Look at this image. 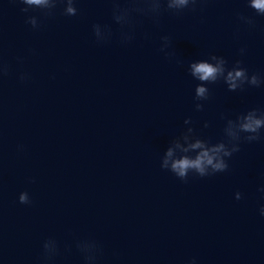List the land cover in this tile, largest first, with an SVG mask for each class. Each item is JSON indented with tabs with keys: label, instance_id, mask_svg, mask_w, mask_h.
Here are the masks:
<instances>
[{
	"label": "water",
	"instance_id": "obj_1",
	"mask_svg": "<svg viewBox=\"0 0 264 264\" xmlns=\"http://www.w3.org/2000/svg\"><path fill=\"white\" fill-rule=\"evenodd\" d=\"M111 12V0H80L78 15L58 8L33 30L25 17L38 12L0 0L8 69L0 75V264H43L47 237L59 245L49 264H84L74 245L81 238L99 243L97 264H264V139L242 142L224 173L180 181L159 167L185 117L216 139L221 111L264 108V88L228 92L218 83L197 112L185 71L216 53L264 74V16L244 0H204L164 11L158 24L135 17L134 39L122 45ZM94 23L110 26L107 43L95 42ZM162 35L171 59L158 51ZM21 73L30 78L21 82ZM20 191L30 205L18 203Z\"/></svg>",
	"mask_w": 264,
	"mask_h": 264
},
{
	"label": "clouds",
	"instance_id": "obj_2",
	"mask_svg": "<svg viewBox=\"0 0 264 264\" xmlns=\"http://www.w3.org/2000/svg\"><path fill=\"white\" fill-rule=\"evenodd\" d=\"M204 0H111V19L118 26V41L127 45L135 36V17H147L158 24L164 11L180 14L186 9H194L202 5ZM80 0H18L22 13L38 12L40 15H26L25 23L33 30H39L43 18H52L60 9V15L72 17L78 15ZM245 6L256 16H264V0H244ZM237 20L251 27V16L237 13ZM92 35L96 43H107L112 38V30L107 24L94 23ZM158 51L165 59H171V40L168 35L160 36ZM246 48L237 50L238 56H243ZM7 65L0 61V75L7 73ZM186 73L194 82L192 90L193 108L200 112L211 96L210 86L223 84L228 92H242L247 88H264V74L249 71L243 66L241 59L229 62L223 55L209 53L206 58L193 59L187 62ZM21 82L29 79L27 73L19 75ZM218 119L222 122L220 135L216 139L203 136L195 127L191 117H185L175 135L168 141L159 156V167L167 170L180 181L189 176L209 177L224 173L229 168V159L240 151L242 142L252 143L264 139V108L249 107L242 111L226 113L221 111ZM203 128H208L204 121ZM22 150V146H18ZM29 182H32L31 178ZM259 198L264 201V184L257 188ZM236 200L242 197L241 192L233 193ZM18 203L30 205L31 198L26 191H20ZM258 214L264 217V203L258 206ZM75 248L80 253L84 264H97L101 254L99 243L92 238H81L74 241ZM42 262L49 264L59 254V245L55 238L47 237L42 241ZM187 264H197L196 259L190 258Z\"/></svg>",
	"mask_w": 264,
	"mask_h": 264
}]
</instances>
